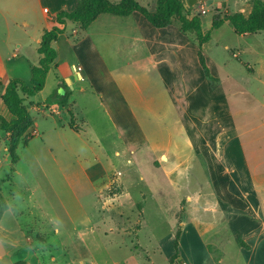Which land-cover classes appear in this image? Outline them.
I'll use <instances>...</instances> for the list:
<instances>
[{
    "label": "rangeland",
    "instance_id": "rangeland-1",
    "mask_svg": "<svg viewBox=\"0 0 264 264\" xmlns=\"http://www.w3.org/2000/svg\"><path fill=\"white\" fill-rule=\"evenodd\" d=\"M136 1L151 11L156 8L157 0ZM252 1L201 0L187 5L188 17L198 16L201 30L206 33L215 18L247 15ZM37 4V0H0V39L3 34L9 35L11 51H17L7 66H16L15 74L21 76L17 80L26 85L31 77L24 74V59L34 66L40 59L31 42L43 25ZM73 29L69 23L57 48L61 58L76 63L71 46L85 35L79 32L71 37ZM100 32L108 33L100 40L105 44L109 72L97 62L92 80H85L83 71L84 81L75 84L104 90L103 100L109 110L97 109L94 96L86 104L87 123L83 129L74 132L58 128V136L49 127L57 122L55 118L45 120L40 113L32 112L39 136L30 138V133L16 150L11 147L10 135L5 136L3 144L0 133V202L10 207L13 215L7 214L0 223V264H169L178 228L180 255L173 264H252L259 245L264 246V223L252 191L241 189L249 179L248 172L225 165L224 189H184V169L196 170L202 182L203 176L193 168L198 158L185 161L182 151L175 162H169L166 156L164 148L171 139H178L170 98L161 93L160 107L155 104L152 111L141 114L135 104L136 84L142 89L141 81L133 66L127 64L131 55L127 50L132 46L123 41L124 36L116 37L120 28L105 26ZM190 36L196 46L194 35ZM210 36L202 54L217 82L212 84L204 77L224 89L233 114L232 118H223V133L238 134L249 173L263 185L264 32L236 35L225 22ZM54 81L52 74L45 93L29 99L39 102L45 96L55 100ZM143 89L146 91V87ZM78 101L85 102L81 97ZM80 116L73 122L75 130L80 128ZM60 119L64 123L65 118ZM45 132L46 137L42 135ZM142 140L149 145L137 149ZM150 147L160 151L151 154ZM130 149L137 150L129 153ZM116 151L120 152L118 156ZM93 166L104 172L90 184L86 177L95 176ZM169 168L178 170L179 184L173 187L167 182ZM82 169L88 171V176ZM206 176L211 185L213 177ZM68 177L80 185L71 188ZM229 181L237 187L232 191L233 201L225 197ZM191 194L204 198L187 201ZM199 242L201 256V250L195 248Z\"/></svg>",
    "mask_w": 264,
    "mask_h": 264
},
{
    "label": "crops",
    "instance_id": "crops-1",
    "mask_svg": "<svg viewBox=\"0 0 264 264\" xmlns=\"http://www.w3.org/2000/svg\"><path fill=\"white\" fill-rule=\"evenodd\" d=\"M76 2L77 0H37L38 10L43 25L37 36L31 38V42L35 45L36 49L39 47L42 34L45 31L51 30L55 25V15L61 11H72L76 6ZM44 10H46V12H44ZM69 23L71 22L66 23L64 30ZM72 25L74 29L72 30L71 37H77L79 32L85 35V37L77 39L71 46L72 56L76 63H71L68 61L69 59L61 58L57 44L62 33L59 34L57 40L52 43L56 51L55 62L47 73L43 89L36 94L42 96L45 93L48 86L47 80H49V77L53 74L54 83L56 85L55 94L59 96L67 90L69 92L66 104H58L55 102L56 100L49 101L45 96L39 102H34L29 99L32 97L21 95L32 120V126L25 132L24 136L30 133L32 134L30 138L39 136L36 125L37 120L33 117L32 112L40 113L45 120L48 118H55L57 122L51 123L49 127L51 133L58 136V128L64 130V127H66L74 132L83 129V125L87 123L85 115L88 107L86 104L94 100V96H96V101L94 100V102L97 105V109L109 110L106 102L103 100L105 98L104 90L95 88L94 86L88 89L82 86H76L75 82L84 81L82 76L83 71L85 72V80L90 82L94 77L95 63L97 62H99L103 70L109 72L108 65L105 61V44L100 40L102 36L108 33L100 32V30L105 26L120 28V32H117L116 37L119 38L124 36L123 41L128 42L129 47L132 46L131 49L127 50L131 53V55L128 56L127 64L133 66L137 79H140L142 86L141 89L138 83L136 84V109L140 110V113L144 115L145 110L152 111L155 104L158 105L157 108L160 107L161 93L168 96L170 98L169 104L172 109L171 112L175 115V118L173 116V124L175 125V136L178 139H171L167 145L168 147L164 148L167 150L166 156L169 162H175L181 156L180 154L182 151L185 161L188 158L192 159L195 157L200 160L198 165L193 168L202 172L203 182L201 176L197 177L196 170L192 172V168H189L186 172V169H184V189L203 190L209 188L214 191H218V189L222 190L225 188L222 178L227 176L225 171H222L225 165H228L229 168L235 166L237 171H239V169H245L249 174V179L246 180L247 183H245L241 189L252 191L254 200H257L260 206V212H262L260 213L262 214L261 219L264 223V182L263 185L257 184L256 180L251 177L249 173L250 166L238 134L234 136L231 134L227 136L224 135L222 127L223 118L225 116L230 118L233 117L225 97L224 89L219 85L213 86L205 79L197 58V48L193 45L191 38L179 31V24L174 25L172 22L165 28H155L139 13L134 12L127 17L101 14L86 30L81 29L76 24L72 23ZM16 52L11 51L9 35L3 34V39H0V114L3 116H7V111L3 106L1 97L4 93L7 81L20 79L21 77L15 74L16 71L14 68L16 66H12L11 69L7 66L12 58H15ZM24 60L26 62V73L24 74L31 77V70L35 66L27 59ZM78 66L82 68L80 72L81 80L77 79V74L75 73V68ZM206 66L209 69L207 63ZM117 69L122 70V68ZM210 73L217 80V77L211 70ZM64 83L66 86L69 85L70 89L66 88ZM143 87H146V91H144ZM79 97L85 102H81L80 104L78 101ZM120 99L124 102L123 97H120ZM81 110L84 111V114L78 112ZM69 113L73 118L72 123L74 120L76 122L78 115H82V117L80 116V124L82 126L78 124L80 126L78 130H75V126H71ZM62 117L65 118L64 123L60 122V118ZM141 134L143 135L142 131ZM6 135L9 134H2L1 139L3 140V144L6 143L4 139ZM42 135L46 137L47 132L42 133ZM180 141L183 143V146H181ZM28 142H26V145H28ZM148 145L149 143L146 140H142L141 147L137 149ZM137 149H130L129 153ZM71 150L75 153L78 152V149L74 146H71ZM148 151L151 154H155L160 150L157 151L153 147H150ZM119 154V151L115 152L116 156ZM82 171H84V174L88 173L85 169H82ZM177 171L176 169L169 168L166 172L169 187H173L175 183L179 184V180L176 179ZM92 172H94L93 175H95L93 177H89L86 174L88 176L86 178L90 184L98 180L104 170L100 169V167L93 166ZM229 173L231 174V172ZM206 174H210L211 177H213L211 179L212 186L208 182ZM67 179L71 188L80 185L75 179L72 182H70L71 179L69 177ZM231 183L229 181L226 185L227 196L225 197L227 200L233 201L235 197L232 196V191L237 189V187ZM196 198L204 197L199 194H191L186 200L192 201ZM228 202L231 204L230 201ZM7 214L13 216L9 206H7L6 210L3 212L0 223ZM261 232L262 230H259V234ZM195 235L197 237V234ZM199 243H197L195 248L196 250H201L198 254L201 256L203 248L201 243ZM259 246H261L263 250L260 249L261 247L257 250V256L252 264H264V246Z\"/></svg>",
    "mask_w": 264,
    "mask_h": 264
},
{
    "label": "trees",
    "instance_id": "trees-1",
    "mask_svg": "<svg viewBox=\"0 0 264 264\" xmlns=\"http://www.w3.org/2000/svg\"><path fill=\"white\" fill-rule=\"evenodd\" d=\"M185 0H157L156 8L151 11L148 7L140 5L136 0H77L76 6L72 11L58 12L54 17L55 25L49 31H45L40 39L37 53L41 56L38 66L31 70V79L29 85L24 84L17 79L8 80L1 97L7 116L0 114V132L9 134V142L12 149H16L18 144L27 137L25 132L32 126V120L24 105V99L21 95L33 97L39 93L44 85L48 71L56 59V51L52 46L64 30L67 22L78 25L86 30L101 14H110L114 16L127 17L132 13H139L150 25L155 28H165L173 21L179 23V31L187 37L194 35L197 46V58L202 68L204 76L215 84L217 80L210 75L206 66L205 58L202 54L203 45L207 43L211 32L220 28L227 22L236 35H247L264 32V0H253L251 9L247 15L236 13L225 15L223 18L212 20L210 29L203 33L201 22L198 16L188 17V8ZM67 88V86H66ZM68 90L55 99L58 104H66ZM51 101V100H49ZM70 117L72 115L69 113ZM71 126L74 127L71 119ZM26 139V138H25ZM27 142V141H26ZM0 202V219L6 206ZM181 231L178 228L173 238V254L169 258V264H173L178 259L179 242ZM20 264V263H17Z\"/></svg>",
    "mask_w": 264,
    "mask_h": 264
},
{
    "label": "built area",
    "instance_id": "built-area-1",
    "mask_svg": "<svg viewBox=\"0 0 264 264\" xmlns=\"http://www.w3.org/2000/svg\"><path fill=\"white\" fill-rule=\"evenodd\" d=\"M46 12V10H44ZM82 71V68L80 66L75 68V73L77 74V79L81 80L80 72Z\"/></svg>",
    "mask_w": 264,
    "mask_h": 264
},
{
    "label": "water",
    "instance_id": "water-1",
    "mask_svg": "<svg viewBox=\"0 0 264 264\" xmlns=\"http://www.w3.org/2000/svg\"><path fill=\"white\" fill-rule=\"evenodd\" d=\"M198 1H201V0H186V3L188 6H193L195 5Z\"/></svg>",
    "mask_w": 264,
    "mask_h": 264
}]
</instances>
